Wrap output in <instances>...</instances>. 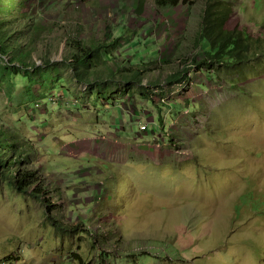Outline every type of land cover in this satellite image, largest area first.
Masks as SVG:
<instances>
[{
	"label": "rangeland",
	"instance_id": "1",
	"mask_svg": "<svg viewBox=\"0 0 264 264\" xmlns=\"http://www.w3.org/2000/svg\"><path fill=\"white\" fill-rule=\"evenodd\" d=\"M40 1L41 70L0 68V129L36 149L49 192L43 204L0 178V264H264V0ZM210 8L253 42L239 72H197ZM71 40L104 45L89 85L66 64Z\"/></svg>",
	"mask_w": 264,
	"mask_h": 264
},
{
	"label": "trees",
	"instance_id": "2",
	"mask_svg": "<svg viewBox=\"0 0 264 264\" xmlns=\"http://www.w3.org/2000/svg\"><path fill=\"white\" fill-rule=\"evenodd\" d=\"M40 2V0H0V53L9 56V62L4 63L0 68L3 71L7 70L8 80L17 75L21 76V72L24 75L23 77H26L29 74L36 75L41 70L32 62L31 55L36 51L37 40L47 29L44 23L42 24L39 21L42 20L40 14L37 17L29 16L28 9L29 4L33 3L34 7L36 3ZM59 3L61 5L62 0L54 5L57 7ZM186 3V0H155V6L158 10L176 8L180 4ZM211 8L210 11H206V15L202 19V28L197 40L203 55V59L197 63V66H199L197 72H204V69H207L206 64L221 66L220 70L227 74L235 71L239 72L240 68H244L249 63V52L253 47V42L244 32L221 30V19L225 13L217 12L215 15V13H211ZM25 9H28V12L25 13ZM15 11H17L19 18L18 16L11 18ZM20 19L28 20L27 25L19 30L11 31L10 29L15 24L18 22L20 24ZM83 45L80 40H71V43L67 44L70 60L65 63L72 70L78 83L89 85V78L92 75H90L88 67H91L97 61L96 58L104 45L101 43L86 48ZM1 61H3L2 58ZM50 65L51 62L49 61L42 62V66L45 68H49ZM131 71V69H128L125 73ZM94 76L95 81L99 79L97 75ZM238 76H240V73H238ZM140 77H142V73H139L138 77L135 76V78L129 80L125 78L126 80L123 83L132 81L139 83ZM186 79V72L178 70V72L167 78L166 83L169 86L181 85ZM35 155L36 149L34 150L33 146L28 141L23 140L19 134L0 129V178H4L9 188L16 194L28 195L32 199L45 204L47 201L44 197H47L49 191L43 176L32 165V157H35ZM50 221L53 227L60 228L63 232L67 230L61 222L58 223L52 219ZM72 229V227L68 228L70 231ZM77 261V264L81 263L78 258Z\"/></svg>",
	"mask_w": 264,
	"mask_h": 264
},
{
	"label": "built area",
	"instance_id": "3",
	"mask_svg": "<svg viewBox=\"0 0 264 264\" xmlns=\"http://www.w3.org/2000/svg\"><path fill=\"white\" fill-rule=\"evenodd\" d=\"M139 130L141 131V132H146V127L145 126H141L140 128H139ZM5 264V263H4Z\"/></svg>",
	"mask_w": 264,
	"mask_h": 264
}]
</instances>
